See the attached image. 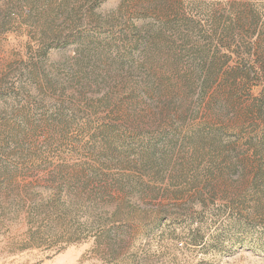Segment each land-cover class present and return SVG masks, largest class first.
Returning <instances> with one entry per match:
<instances>
[{
  "label": "rangeland",
  "instance_id": "obj_1",
  "mask_svg": "<svg viewBox=\"0 0 264 264\" xmlns=\"http://www.w3.org/2000/svg\"><path fill=\"white\" fill-rule=\"evenodd\" d=\"M0 264H264V0H0Z\"/></svg>",
  "mask_w": 264,
  "mask_h": 264
}]
</instances>
